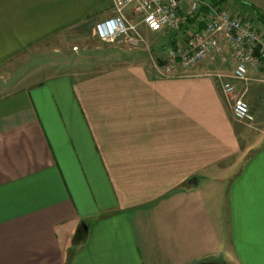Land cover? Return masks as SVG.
<instances>
[{
	"label": "crops",
	"instance_id": "obj_1",
	"mask_svg": "<svg viewBox=\"0 0 264 264\" xmlns=\"http://www.w3.org/2000/svg\"><path fill=\"white\" fill-rule=\"evenodd\" d=\"M113 12L0 0V69ZM213 57L178 78L138 59L0 94V264H264V63L237 83L245 123Z\"/></svg>",
	"mask_w": 264,
	"mask_h": 264
},
{
	"label": "built area",
	"instance_id": "obj_2",
	"mask_svg": "<svg viewBox=\"0 0 264 264\" xmlns=\"http://www.w3.org/2000/svg\"><path fill=\"white\" fill-rule=\"evenodd\" d=\"M113 10L112 16L95 24V35L104 44L128 47L146 44L141 28L154 34L179 32L204 17L189 31L185 46L169 49L156 68L163 77H182L227 48L234 63L231 75L215 71L208 76L220 82L237 121H255L237 83L249 84L251 70L264 63V32L257 25L204 0H113Z\"/></svg>",
	"mask_w": 264,
	"mask_h": 264
},
{
	"label": "rangeland",
	"instance_id": "obj_3",
	"mask_svg": "<svg viewBox=\"0 0 264 264\" xmlns=\"http://www.w3.org/2000/svg\"><path fill=\"white\" fill-rule=\"evenodd\" d=\"M204 1L211 4V0ZM243 1L249 3L248 6L231 2L219 7L250 20L264 31V0ZM203 20L204 17L197 20L195 18L192 25L179 32L145 33L146 44L139 47L104 44L95 36L93 24L70 29L35 45L30 51L18 56L11 66H3L0 69V82L6 85L4 89H0V94L5 95L13 90L11 85L15 82L16 85L21 82L23 85H37L46 78L59 74H78L83 77L138 59L162 61L169 49L184 47L189 31L199 27L198 23ZM227 50L213 57V61L222 74L231 75L234 65ZM8 85L12 87L10 90L6 87Z\"/></svg>",
	"mask_w": 264,
	"mask_h": 264
},
{
	"label": "trees",
	"instance_id": "obj_4",
	"mask_svg": "<svg viewBox=\"0 0 264 264\" xmlns=\"http://www.w3.org/2000/svg\"><path fill=\"white\" fill-rule=\"evenodd\" d=\"M227 0H211V3L216 6H223L226 3ZM217 7V6H216ZM206 12V10H204ZM193 22V20H192ZM159 62L161 63V61L159 60ZM162 64V63H161Z\"/></svg>",
	"mask_w": 264,
	"mask_h": 264
},
{
	"label": "water",
	"instance_id": "obj_5",
	"mask_svg": "<svg viewBox=\"0 0 264 264\" xmlns=\"http://www.w3.org/2000/svg\"><path fill=\"white\" fill-rule=\"evenodd\" d=\"M193 182V183H196V180L195 179H192V181H190V183ZM201 264H223V263H217V262H203Z\"/></svg>",
	"mask_w": 264,
	"mask_h": 264
},
{
	"label": "bare ground",
	"instance_id": "obj_6",
	"mask_svg": "<svg viewBox=\"0 0 264 264\" xmlns=\"http://www.w3.org/2000/svg\"><path fill=\"white\" fill-rule=\"evenodd\" d=\"M225 49H227V48H224V50H225ZM224 50H223V51H224ZM223 51H222V52H223ZM228 51H229V50H228ZM230 54H231V53H230Z\"/></svg>",
	"mask_w": 264,
	"mask_h": 264
}]
</instances>
